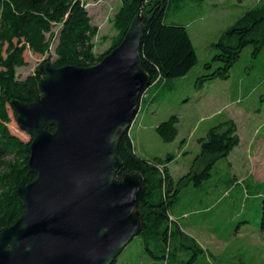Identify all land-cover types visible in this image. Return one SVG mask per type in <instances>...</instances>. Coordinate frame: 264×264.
I'll return each mask as SVG.
<instances>
[{"label":"trees","instance_id":"16d2710c","mask_svg":"<svg viewBox=\"0 0 264 264\" xmlns=\"http://www.w3.org/2000/svg\"><path fill=\"white\" fill-rule=\"evenodd\" d=\"M119 1L120 7L110 21L115 35L109 39V49L97 54L94 39L98 29L91 24L83 0H0V233L22 216L24 210L17 191L35 178L28 168L32 138L25 142L9 129L10 110L13 113L11 104H29L41 97L39 82L43 74L40 66L23 80L17 76V69L26 66V51L44 57L53 50L42 65L49 63L56 69L89 68L122 42L139 14L144 28L139 59L142 71L149 78L148 90L160 85L170 93L172 82L186 76L197 64L186 28L164 22L166 10L175 0ZM107 40L104 37L102 42ZM214 47L216 54L211 62L204 64L206 73L196 79V90L217 79L228 80L232 66L246 47L252 48L253 56L264 48V0L227 28ZM214 63L218 66L212 70ZM143 96L140 111L144 104L152 103L146 100L145 93ZM176 124L177 118L171 116L159 124L155 132L163 142L170 143L177 135ZM48 130L52 132L53 127ZM239 142L235 123L227 120L211 128L206 137L198 141L200 156L209 157L212 162L227 158ZM116 155L121 162L117 179L133 173L141 177L143 192L135 211L141 223L138 237L148 256L160 264H198L199 256L210 257L181 232L171 219L169 208L174 205L185 180L192 178L198 184L210 177L212 162L192 177H183L174 186L166 166L173 158L168 156L165 162L142 159L136 154L129 131L119 136ZM261 214V229H264V199ZM187 250L190 256L185 260L182 255Z\"/></svg>","mask_w":264,"mask_h":264},{"label":"rangeland","instance_id":"374dc122","mask_svg":"<svg viewBox=\"0 0 264 264\" xmlns=\"http://www.w3.org/2000/svg\"><path fill=\"white\" fill-rule=\"evenodd\" d=\"M97 27L95 52L102 54L115 35L111 19L120 7L119 0H83ZM263 0H175L166 10L167 25L184 26L197 56V64L183 78L172 82L167 93L160 85L145 91L151 104L138 112L130 130L136 154L149 162L167 163L172 183L201 171L211 160L200 156L198 141L218 124L232 120L237 127L239 145L227 158L212 162L210 177L198 184L185 180L180 187L170 217L182 233L196 242L210 257L199 256L198 264H264V48L255 56L246 47L232 66L228 80H214L200 90L194 87L205 74V63L216 54L215 43L221 34L245 12ZM54 31H57L55 29ZM106 37L107 41L102 42ZM54 47V46H52ZM44 57L28 51L26 66L17 69L21 80L31 75ZM218 65L213 64L212 70ZM144 98V96H143ZM142 101V99H141ZM147 101V102H148ZM141 105V103H140ZM11 133L27 142L31 137L22 132L9 112ZM171 116L177 118V135L163 142L155 128ZM175 226V225H173ZM190 251L182 255L188 259ZM113 264H160L152 260L140 237H134Z\"/></svg>","mask_w":264,"mask_h":264},{"label":"water","instance_id":"95a60500","mask_svg":"<svg viewBox=\"0 0 264 264\" xmlns=\"http://www.w3.org/2000/svg\"><path fill=\"white\" fill-rule=\"evenodd\" d=\"M143 31L138 14L122 42L89 68L43 64L41 97L11 104L32 138L35 178L17 191L24 212L0 233V264H113L139 235L141 177L117 179L116 152L150 86L140 67Z\"/></svg>","mask_w":264,"mask_h":264}]
</instances>
